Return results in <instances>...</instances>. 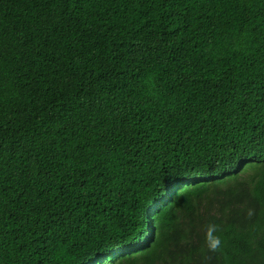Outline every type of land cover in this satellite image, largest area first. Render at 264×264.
Segmentation results:
<instances>
[{
    "label": "trees",
    "instance_id": "16d2710c",
    "mask_svg": "<svg viewBox=\"0 0 264 264\" xmlns=\"http://www.w3.org/2000/svg\"><path fill=\"white\" fill-rule=\"evenodd\" d=\"M0 264H264V0H0Z\"/></svg>",
    "mask_w": 264,
    "mask_h": 264
},
{
    "label": "clouds",
    "instance_id": "9594fccd",
    "mask_svg": "<svg viewBox=\"0 0 264 264\" xmlns=\"http://www.w3.org/2000/svg\"><path fill=\"white\" fill-rule=\"evenodd\" d=\"M216 230V225H209L206 231L205 240L210 251L218 250L221 245V240L215 235Z\"/></svg>",
    "mask_w": 264,
    "mask_h": 264
}]
</instances>
